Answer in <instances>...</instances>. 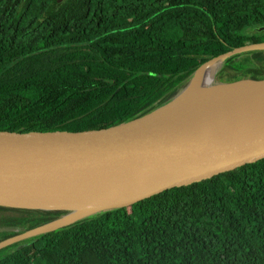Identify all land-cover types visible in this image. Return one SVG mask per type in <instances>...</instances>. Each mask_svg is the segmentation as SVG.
<instances>
[{"label":"trees","instance_id":"obj_1","mask_svg":"<svg viewBox=\"0 0 264 264\" xmlns=\"http://www.w3.org/2000/svg\"><path fill=\"white\" fill-rule=\"evenodd\" d=\"M264 0H0V129L84 130L164 104L264 41ZM218 80L264 77V51ZM10 211L13 231L63 211ZM0 264H264V158L0 250Z\"/></svg>","mask_w":264,"mask_h":264},{"label":"water","instance_id":"obj_2","mask_svg":"<svg viewBox=\"0 0 264 264\" xmlns=\"http://www.w3.org/2000/svg\"><path fill=\"white\" fill-rule=\"evenodd\" d=\"M250 51H264V41L209 59L169 101L121 123L0 129V206L63 211L0 240V249L263 159L264 77H216L228 58ZM214 60L213 80L197 78Z\"/></svg>","mask_w":264,"mask_h":264},{"label":"bare ground","instance_id":"obj_3","mask_svg":"<svg viewBox=\"0 0 264 264\" xmlns=\"http://www.w3.org/2000/svg\"><path fill=\"white\" fill-rule=\"evenodd\" d=\"M219 61L214 60V61H210L209 63H207L202 70L200 71L199 75L197 78L201 79L203 82H211L217 72V70L219 69L220 65H219ZM11 208V207H10ZM29 210H35V209H29ZM27 230V229H26ZM25 240V239H24ZM23 240L17 241L21 242ZM5 248V247H4ZM3 249V248H2ZM1 250V249H0Z\"/></svg>","mask_w":264,"mask_h":264},{"label":"flooded vegetation","instance_id":"obj_4","mask_svg":"<svg viewBox=\"0 0 264 264\" xmlns=\"http://www.w3.org/2000/svg\"><path fill=\"white\" fill-rule=\"evenodd\" d=\"M2 219V218H1ZM1 219H0V221H1ZM15 228H13V227H11V226H1L0 225V233H2V232H5V231H13ZM18 233H20V232H18ZM17 234V233H16ZM13 235H15V234H13ZM10 236H12V235H10ZM10 236H8V237H10ZM8 237H2V238H0V240H4V239H6V238H8ZM13 245H18V243L17 242H14V243H12V244H10V245H8V246H6V247H11V246H13ZM5 247V248H6Z\"/></svg>","mask_w":264,"mask_h":264},{"label":"rangeland","instance_id":"obj_5","mask_svg":"<svg viewBox=\"0 0 264 264\" xmlns=\"http://www.w3.org/2000/svg\"><path fill=\"white\" fill-rule=\"evenodd\" d=\"M9 213H12V212L7 211V210H5V211H0V219H1V217H2L4 214H9Z\"/></svg>","mask_w":264,"mask_h":264}]
</instances>
